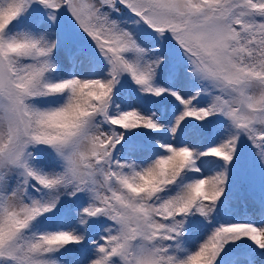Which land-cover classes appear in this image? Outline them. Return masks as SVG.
<instances>
[{"label":"snow or ice","instance_id":"1","mask_svg":"<svg viewBox=\"0 0 264 264\" xmlns=\"http://www.w3.org/2000/svg\"><path fill=\"white\" fill-rule=\"evenodd\" d=\"M0 264H264V0H0Z\"/></svg>","mask_w":264,"mask_h":264},{"label":"trees","instance_id":"2","mask_svg":"<svg viewBox=\"0 0 264 264\" xmlns=\"http://www.w3.org/2000/svg\"><path fill=\"white\" fill-rule=\"evenodd\" d=\"M239 207H240L241 212H243L244 211V206L241 204V205H239ZM248 210H249L250 213L252 212V206L251 205L248 206ZM253 219L256 220L257 222L259 221L258 213L253 216Z\"/></svg>","mask_w":264,"mask_h":264}]
</instances>
